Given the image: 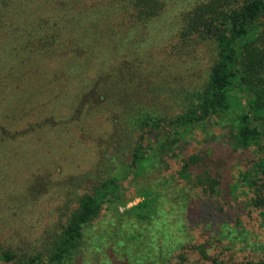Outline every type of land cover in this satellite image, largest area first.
Instances as JSON below:
<instances>
[{"label": "trees", "instance_id": "obj_1", "mask_svg": "<svg viewBox=\"0 0 264 264\" xmlns=\"http://www.w3.org/2000/svg\"><path fill=\"white\" fill-rule=\"evenodd\" d=\"M171 4L181 5L171 43L175 51L189 53L209 41L215 46L207 80L181 93L177 110L171 111L156 102L121 100L118 94L96 99L97 82L112 88L100 81L108 69L97 79H83L72 111L55 109L59 115L53 112L46 124L52 120L57 127L88 131L91 118L112 121L115 103L125 127L119 130L120 143H128L129 158H112L99 173L89 174L82 192H69L66 206L75 207L60 232L51 235L48 249L30 255L0 243V261L84 264L88 230L104 209L122 201V183L133 178L145 179L153 196L130 208L131 217L124 221L129 241L143 245L139 264H264V0H0V60L11 57L40 80L22 78L31 90L10 94L12 103L6 98L1 102L11 103L15 120L25 116L31 108L27 97L35 94L33 105L54 98L51 68L64 60L70 51L62 47L84 27L98 21L96 34L101 22L121 15L139 30ZM91 40L94 45L88 44L87 52L97 48L96 37ZM89 41L85 36L84 44ZM9 66L11 73L20 74ZM9 92L2 88L3 97ZM200 135L202 144L193 149V139ZM223 138L229 153L213 145ZM205 239L215 247L207 256ZM193 251L203 255L193 259ZM109 258L113 264H134L131 252Z\"/></svg>", "mask_w": 264, "mask_h": 264}, {"label": "rangeland", "instance_id": "obj_2", "mask_svg": "<svg viewBox=\"0 0 264 264\" xmlns=\"http://www.w3.org/2000/svg\"><path fill=\"white\" fill-rule=\"evenodd\" d=\"M180 11L181 5L171 4L156 21L148 27H139V30L131 28L130 21L121 20V15L117 20L101 22V30L96 34L92 32L98 30V21L84 27L77 37L62 47L70 51L64 60L51 68L54 76H50L56 88L54 98L33 105L35 94L31 98L26 96L31 108L25 116L17 115V120L9 111L10 94H18L30 87V83L22 82V78L32 79L31 83L40 80L33 77L31 70L20 66L19 61L11 62V57L0 60V243L30 255L45 251L51 235L60 232L66 215L75 207V204L66 206L69 192H82L89 184V174L99 173L104 163L112 158H129L128 143H120L123 133L119 130L125 127L123 123L120 126L122 120L115 103L116 113L112 121L106 122L97 116L91 118L88 131L76 130L71 125L57 127L52 120L50 125L46 124L52 119L53 112L72 111V100L83 79H97V74L108 69L109 74L100 81L111 84L112 88L98 86L97 82L96 99L103 94H118L121 100L126 96L133 103L156 102L171 111L177 110L181 93L207 80L216 54L214 44L210 41L198 44L190 49V54L180 48L175 51L171 44ZM105 28H111L110 33L105 34ZM121 30L123 32L119 33ZM85 36L90 40L87 44L83 42ZM93 37H96L97 48L87 52V45H94L91 42ZM126 51L127 55H124ZM9 63L13 64L14 71H21L20 74L11 73V66L7 67ZM2 88L10 89L7 96L3 97ZM3 98L11 103H2ZM193 141L195 149L202 144V136ZM228 143V139L223 138L213 145L229 153L231 147ZM228 177L232 178V171ZM122 186V201L104 209L100 219L86 234L84 264H113L108 259L112 254L121 258L131 252L132 259L129 260L134 264H139V258L143 257V245L129 241L124 221L131 217L127 212L130 208L145 197L148 200L153 198L148 192L151 186L145 179L133 178L123 181ZM227 207L231 208V203ZM140 227L139 224L137 228ZM206 240L205 256L211 255L215 248L213 242ZM190 255L198 259L203 254L193 251ZM0 264L15 263L1 260Z\"/></svg>", "mask_w": 264, "mask_h": 264}]
</instances>
